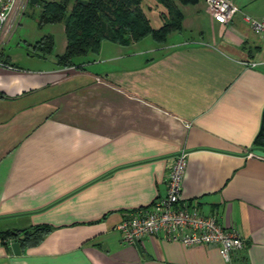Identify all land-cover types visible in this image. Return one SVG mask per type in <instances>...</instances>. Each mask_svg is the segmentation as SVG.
I'll list each match as a JSON object with an SVG mask.
<instances>
[{
  "label": "crops",
  "instance_id": "obj_1",
  "mask_svg": "<svg viewBox=\"0 0 264 264\" xmlns=\"http://www.w3.org/2000/svg\"><path fill=\"white\" fill-rule=\"evenodd\" d=\"M231 1L264 15V0ZM25 6L0 29V232L51 229L18 253L0 240V264H227L218 244L160 235L127 242L116 228L165 195L181 150L182 197L243 239L230 263L264 264V148L253 145L264 107V36L239 15L215 21L203 0L178 3L182 30L164 42L104 39L97 52L62 66L55 55L66 37L47 55L28 43L49 31L10 45L23 16H33Z\"/></svg>",
  "mask_w": 264,
  "mask_h": 264
},
{
  "label": "trees",
  "instance_id": "obj_2",
  "mask_svg": "<svg viewBox=\"0 0 264 264\" xmlns=\"http://www.w3.org/2000/svg\"><path fill=\"white\" fill-rule=\"evenodd\" d=\"M155 1L161 5L159 26L152 25L141 6L142 0H27L26 5L35 9L32 15L38 27L45 23H63L66 45L62 53L55 55V63L69 66L74 63V57L97 52L104 39L125 45L150 35L154 41L164 42L169 32L182 30L178 3L194 4L199 0ZM28 45L39 54L47 55L52 52L54 41L48 33ZM0 59L7 61L1 53ZM253 145L264 148V107ZM50 229L48 224H35L5 230L0 232V240L8 249L12 240L21 247L40 241Z\"/></svg>",
  "mask_w": 264,
  "mask_h": 264
},
{
  "label": "built area",
  "instance_id": "obj_3",
  "mask_svg": "<svg viewBox=\"0 0 264 264\" xmlns=\"http://www.w3.org/2000/svg\"><path fill=\"white\" fill-rule=\"evenodd\" d=\"M21 2L24 0H0V29ZM203 9L220 23L230 22L239 15L251 30L264 36V15L253 17L231 0H203ZM185 166L186 157L181 150L168 166L165 195L155 198L149 206L136 208L129 217L120 220L116 224L120 237L123 241L135 242L145 236L160 235L183 245L218 244L225 261L231 264V252L243 246V239L236 229L224 227L214 215L201 213L196 200L182 197Z\"/></svg>",
  "mask_w": 264,
  "mask_h": 264
},
{
  "label": "rangeland",
  "instance_id": "obj_4",
  "mask_svg": "<svg viewBox=\"0 0 264 264\" xmlns=\"http://www.w3.org/2000/svg\"><path fill=\"white\" fill-rule=\"evenodd\" d=\"M157 4L155 0H142L141 2V6L144 9V11L150 15V20L152 22V25L157 26L160 24V22H157L155 19V11H153V8L155 5ZM160 8L161 5L157 4ZM26 9L27 12L29 11H33L32 8L28 7L27 5L24 7V10ZM155 10V9H154ZM35 11V9H34ZM158 17V15H156ZM63 24L61 22H52V23H45L43 24L40 28L37 26V22L36 19L34 18V16H30V15H25L22 18L21 23L19 24V26L17 27V29L14 31L13 33V37H12V41L10 42L11 46L15 45L16 41H19V39L24 38V35H26L27 37H37L36 35H38V32H45L49 31L51 32V35L53 37V41H54V50H58L62 47V42L65 40V35L62 29ZM48 34V33H46ZM150 38V37H149ZM21 45L24 46L23 43H21ZM25 47V46H24Z\"/></svg>",
  "mask_w": 264,
  "mask_h": 264
},
{
  "label": "water",
  "instance_id": "obj_5",
  "mask_svg": "<svg viewBox=\"0 0 264 264\" xmlns=\"http://www.w3.org/2000/svg\"><path fill=\"white\" fill-rule=\"evenodd\" d=\"M10 247H11V249H12V251L14 253H18L19 252V244H18V242L16 240H12L10 242Z\"/></svg>",
  "mask_w": 264,
  "mask_h": 264
}]
</instances>
